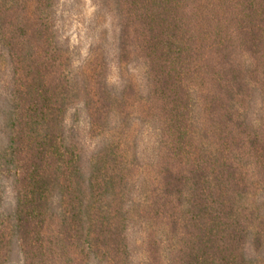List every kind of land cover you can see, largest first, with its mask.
<instances>
[{
	"label": "trees",
	"instance_id": "obj_1",
	"mask_svg": "<svg viewBox=\"0 0 264 264\" xmlns=\"http://www.w3.org/2000/svg\"><path fill=\"white\" fill-rule=\"evenodd\" d=\"M92 1L0 0V264H264V0Z\"/></svg>",
	"mask_w": 264,
	"mask_h": 264
},
{
	"label": "rangeland",
	"instance_id": "obj_2",
	"mask_svg": "<svg viewBox=\"0 0 264 264\" xmlns=\"http://www.w3.org/2000/svg\"><path fill=\"white\" fill-rule=\"evenodd\" d=\"M56 12L61 41L70 46L74 66L80 67L88 57L89 50L100 42L108 25L101 17L97 18V8L92 0H57ZM112 36V30L109 29L108 44L112 43ZM109 66L110 81L114 83L117 81V70L114 64ZM73 114L74 111L69 114V124L73 123ZM78 124L84 131L86 128L84 114H80ZM97 142L87 138L89 151ZM3 186V204L8 207L12 202L11 187L8 183H3Z\"/></svg>",
	"mask_w": 264,
	"mask_h": 264
}]
</instances>
